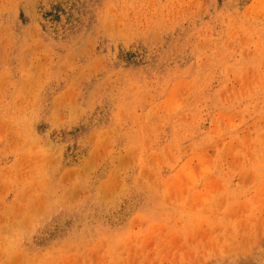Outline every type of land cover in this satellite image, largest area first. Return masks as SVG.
Here are the masks:
<instances>
[{
    "label": "rangeland",
    "instance_id": "1",
    "mask_svg": "<svg viewBox=\"0 0 264 264\" xmlns=\"http://www.w3.org/2000/svg\"><path fill=\"white\" fill-rule=\"evenodd\" d=\"M243 261L264 0H0V264Z\"/></svg>",
    "mask_w": 264,
    "mask_h": 264
},
{
    "label": "bare ground",
    "instance_id": "2",
    "mask_svg": "<svg viewBox=\"0 0 264 264\" xmlns=\"http://www.w3.org/2000/svg\"><path fill=\"white\" fill-rule=\"evenodd\" d=\"M253 249H254V247H253ZM250 250H251V249H250ZM252 251H253V250H252ZM252 253H253V252H252ZM249 255H250V254H249ZM252 256H253V255H252ZM250 259H251V258H250ZM250 261H251V260H250ZM250 261H249V262H250ZM246 262H247V261H246ZM243 264H245V262H244V261H243ZM246 264H247V263H246ZM248 264H249V263H248Z\"/></svg>",
    "mask_w": 264,
    "mask_h": 264
}]
</instances>
